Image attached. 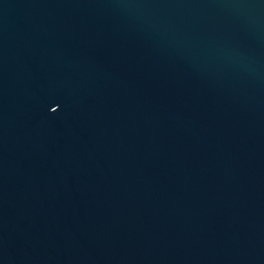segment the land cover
<instances>
[{
    "label": "water",
    "instance_id": "95a60500",
    "mask_svg": "<svg viewBox=\"0 0 264 264\" xmlns=\"http://www.w3.org/2000/svg\"><path fill=\"white\" fill-rule=\"evenodd\" d=\"M0 264H264V0H0Z\"/></svg>",
    "mask_w": 264,
    "mask_h": 264
}]
</instances>
